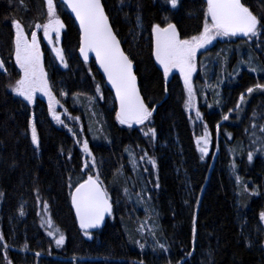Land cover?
Segmentation results:
<instances>
[{
  "label": "trees",
  "instance_id": "obj_1",
  "mask_svg": "<svg viewBox=\"0 0 264 264\" xmlns=\"http://www.w3.org/2000/svg\"><path fill=\"white\" fill-rule=\"evenodd\" d=\"M59 2L63 45L66 51L76 47L68 67L50 50L45 53L56 97L72 118L61 116L67 122L60 126L47 101L31 105L11 87L20 76L12 22L36 29L47 19L46 0H0V264H264V90L255 87L264 84V32L206 58L210 68L218 60L224 84L204 92L212 73H199L205 82H197L199 109L212 135L211 148H218L215 158H202L196 135L203 123L194 129L182 85L165 79L156 63L152 27L167 16L182 36L196 34L203 27L206 0H179L176 8L169 0H103L136 64L145 100L155 108L149 122L132 127L116 120L113 93L95 62L79 58L78 26ZM242 2L264 23V0ZM245 57L256 71H238ZM81 87L91 96L76 93ZM33 115L39 147L31 136ZM152 128L155 136L145 135ZM84 140L96 171L84 168ZM97 172L113 212L103 228L86 236L71 193ZM49 217L51 227L44 223ZM61 233L65 242L58 246Z\"/></svg>",
  "mask_w": 264,
  "mask_h": 264
},
{
  "label": "snow or ice",
  "instance_id": "obj_2",
  "mask_svg": "<svg viewBox=\"0 0 264 264\" xmlns=\"http://www.w3.org/2000/svg\"><path fill=\"white\" fill-rule=\"evenodd\" d=\"M169 2L172 8H176L179 4V0H169ZM46 3L48 21L43 25L36 24L35 28L37 31L42 29L44 38L47 39L49 44L53 45L52 50L55 57L64 67H68L63 48L57 46L60 33L65 28V24L57 15L54 0H46ZM63 3L71 9V12L75 14L76 19L79 21L82 33L79 51L84 60L87 61L89 53L94 52L96 60L115 89L116 98L119 101L116 120L121 125H128L129 127H132L133 124H144L152 117L155 108H149L145 103L137 83V76L133 70V60L121 48L120 40L112 28L101 0H63ZM206 3L203 30L198 35L181 38L177 26L171 22L166 23L163 27L161 24H155L152 27L155 36V60L162 66L165 79L174 69L178 70L183 76L184 84L188 90L187 106L189 108L194 106L192 75L196 71L198 51L206 48L217 37L243 35L253 38L261 36L264 32V23L253 14L242 0H206ZM12 23L15 28V61L23 73L15 82V85L11 86L13 91L29 103L35 102L37 92L45 94L49 98V111L53 119L64 124L61 114L56 111L55 106L60 102L53 94L47 79L43 63V52L41 51L37 32H31L29 38V33L25 31L20 21L14 20ZM53 33H55V40ZM3 66L4 61L0 59V68H3ZM251 70L256 71V69ZM255 87L264 90V84H257ZM96 91H100L99 85H97ZM247 92L251 94L253 88L249 87ZM63 95L66 96L67 93H63ZM240 101H244L243 94L240 96ZM196 116L201 118L199 110L196 111ZM75 119H78V117ZM223 119L228 120L229 116L225 115ZM216 127L219 129L218 124ZM73 134L75 135V133ZM149 134L154 137L155 129L152 128L145 132V135ZM31 136L32 141L39 147L34 115L31 121ZM207 136L208 133L205 132L204 136L197 140L202 158L208 153L209 141ZM77 143H80V141L78 140ZM83 151L89 156L92 155L87 140L83 141ZM140 159H144V157L142 156ZM248 160H252L251 153L248 154ZM149 162L153 166L156 165L154 159H149ZM92 164L95 166L94 156H92ZM87 167L88 163L85 161L84 168ZM69 187H71V184ZM156 187H159L158 183ZM71 201L75 207L79 226L84 230L86 236H90L89 229L101 227L106 215L111 216L113 212V202L100 180L99 172L95 175H87V179L77 184L74 192L71 193ZM260 215L264 219V212ZM44 223L51 227V218L49 217ZM56 231H59V229ZM54 234L51 231L48 233L50 236ZM193 236H195V227H193ZM2 239L3 235L0 234V240ZM64 242L65 236L61 233L59 238L56 239V244L59 246ZM160 247L163 248L164 246L160 245Z\"/></svg>",
  "mask_w": 264,
  "mask_h": 264
},
{
  "label": "rangeland",
  "instance_id": "obj_3",
  "mask_svg": "<svg viewBox=\"0 0 264 264\" xmlns=\"http://www.w3.org/2000/svg\"><path fill=\"white\" fill-rule=\"evenodd\" d=\"M60 0H54V4H55V7H56V12H57V15H58V17L61 19V17H60V15H59V13H58V9H57V7H58V2H59ZM60 3V2H59ZM47 14H48V12H47ZM141 15V14H140ZM164 18L162 19V23H159V24H161V26L163 27V26H165L166 25V23H168V22H171V23H174V22H172L171 20H169V18L167 17V16H163ZM62 20V19H61ZM204 20H205V17H204ZM47 21H48V16H47V19H46V21L43 23V24H45V23H47ZM63 21V20H62ZM42 24V25H43ZM24 27V26H23ZM25 29V28H24ZM65 29V28H64ZM64 29L61 31V33H60V36H59V40H58V42H57V46L58 47H62L63 48V50H64V54H65V58H66V61H68V57H72V56H74V54H75V51H76V47L74 46V48H72V47H67L68 49H67V51H68V53H67V51H66V47H64V45H63V34H64ZM178 29V28H177ZM203 30V27H202V29H201V31ZM25 31L26 32H28L29 33V38H30V35H31V32H33V31H36L37 32V37H38V40H39V43H40V47H41V51L43 52V63H44V69H45V72L47 73V79H48V81H49V83H50V85H51V90H52V92H53V94L55 95V97H56V92H55V90H54V87H53V85H52V83L50 82V79H49V73H48V70H47V67H46V63H45V53H46V51H48V50H50V53H52L53 55H55V53L53 52V45H51V44H49L48 43V41H47V39L46 38H44V35H43V31H42V29L41 30H39V31H37V29H33L32 31H27L26 29H25ZM200 31V32H201ZM200 32H198V33H196V34H193V35H198ZM14 33H15V28H14ZM152 35H153V52H154V43H155V36H154V33L152 32ZM193 35H191V36H193ZM191 36H182L181 35V38H187V37H191ZM53 38H54V40H55V33H53ZM247 39H251V38H249V37H245V36H243V35H237V36H234V37H217V39H215L210 45H208V46H206V48H204V49H200L199 51H198V53H197V57H196V71L193 73V75H192V85H193V90H194V106L193 107H191V108H189L188 106H187V104H188V90H187V87L185 86V84H184V79H183V76L180 74V72L178 71V70H176V69H174L170 74H169V76L167 77V80L168 81H172V83H180L181 85H182V87H183V97H184V102H185V106H186V109H187V112H188V114H189V116H190V119H191V121H192V124H193V126H194V124H196V125H200L201 124V121H202V128H201V130H202V132H201V134L200 135H196V139L198 140L200 137H202V136H204V134H205V132H207L208 133V136H207V139H208V141H209V144H208V153H207V155H209V154H213V157L215 158V156H216V152H218V148L217 149H215V148H211V141H212V135H211V133H210V130H209V128L207 127V124L206 123H204L203 122V115H202V112L200 111V109H199V94H200V92H199V88H198V86L199 85H205V82H203V81H201V78H198L199 76H200V74L199 73H203L202 74V76H204V77H206V74L209 72V75H210V73H212L211 74V77H208V80H207V85H206V87L204 86L203 88H202V90H204V92H205V90H207V89H210L211 91H214V92H216V89H217V87H218V84H220L221 83V85L219 86V88H221V86L224 84L223 83V78L222 77H220L221 76V73L219 74V75H217V69H218V67H219V63H218V60H216L214 63H213V65L211 66V68L207 65V62H206V58L208 57V56H211V55H214V56H217V54L216 53H218V52H220V51H222V49H224V48H226L228 45H230V44H233V45H236V44H238V43H240V42H242V41H247ZM214 48V49H213ZM79 49V48H78ZM77 49V50H78ZM213 49V50H212ZM51 54V55H52ZM14 58H15V54H14ZM58 60V59H57ZM60 63V62H59ZM157 64H158V62H156ZM15 64H16V61H15ZM67 64H68V62H67ZM60 65H62L63 66V64H61L60 63ZM159 65V64H158ZM241 65L243 66L242 68H239L238 69V71H240V70H242L243 68L245 69V68H247V69H252L250 66L252 65V62L250 61V59H248L247 57H245L244 58V60L242 59L241 60ZM244 65H245V67H244ZM16 66L18 67V70H19V72H20V76H19V78L23 75V73H22V71H21V69H20V67H19V65L18 64H16ZM160 67H161V70H162V73H163V68H162V66L161 65H159ZM77 70V67L76 66H74V71H76ZM201 71V72H200ZM76 72H78V71H76ZM18 78V79H19ZM165 78V77H164ZM226 78V77H225ZM17 79V80H18ZM77 79L78 80H80V82L81 81H83V79H84V75L83 74H81V75H79V78L77 77ZM17 80H15L14 82H13V85H15V82L17 81ZM200 80V82H199V84H198V86H197V82ZM174 84V85H175ZM15 93V92H14ZM76 93H78V94H80V95H83V96H85V97H89V96H91V94H86L87 92L85 91V88L84 87H81V88H79V90H76ZM16 94V93H15ZM16 96H18V97H20V98H22L23 100H25L23 97H21V96H19V95H17L16 94ZM145 98V97H144ZM39 99H43V100H45V101H47L48 103H49V98H48V96H46L45 94H43V93H40V92H37L36 93V96H35V102L34 103H29L27 100H25L27 103H29V104H31V105H35L36 104V101H38ZM56 99H57V97H56ZM58 100V99H57ZM60 102V101H59ZM147 103V102H146ZM147 105H148V103H147ZM149 106V105H148ZM56 107V111H57V113L58 114H61V116H65V117H68V119H72V118H70V116L67 114V112H65V108L64 107H62V104L61 103H59L58 105H56L55 106ZM197 110H199V112L201 113V118H197V116H196V111ZM51 113V112H50ZM51 117H52V120H53V122L56 124V125H58V126H60V125H62L61 123H58L55 119H53V116H52V114H51ZM63 118V117H62ZM74 119V118H73ZM150 120V119H149ZM149 120L148 121H146V122H149ZM64 121V123L66 124V122H67V119L66 120H63ZM134 125H137V124H133V126ZM194 129H195V126H194ZM132 150V152H135L133 149H131ZM213 150H214V152H213ZM85 153V152H84ZM92 154V153H91ZM206 155V156H207ZM85 156H87V163H88V165H89V167H90V169L91 170H93V171H96V166H93V164H92V156H93V154L91 155V156H89L87 153H85ZM132 158H133V154H132V156H131ZM101 180V179H100ZM107 190V189H106ZM108 192V191H107Z\"/></svg>",
  "mask_w": 264,
  "mask_h": 264
},
{
  "label": "water",
  "instance_id": "obj_4",
  "mask_svg": "<svg viewBox=\"0 0 264 264\" xmlns=\"http://www.w3.org/2000/svg\"><path fill=\"white\" fill-rule=\"evenodd\" d=\"M60 2L63 3V0H60ZM101 2H102V4L104 5L103 0H101ZM63 4H64V3H63ZM64 5L67 7V10H68L70 16L74 19L75 23H76L77 26H78V29H79V32H80V43H79V47H80V45H81V36H82V33H81V30H80V27H79V21L76 19L75 14L71 12V9L68 8V6H67L66 4H64ZM104 8H105V6H104ZM105 12H106V14L108 15V13H107V11H106V8H105ZM108 17H109V16H108ZM109 20H110V18H109ZM110 23H111V21H110ZM111 25H112V24H111ZM112 28H113V26H112ZM113 30H114V28H113ZM114 32H115V30H114ZM115 33H116V32H115ZM116 35H117V34H116ZM117 38L119 39L118 36H117ZM119 40H120V39H119ZM120 44H121V48L124 50L121 40H120ZM124 52H125V50H124ZM78 54H79V58L81 59L82 62H86V63H90V62H92V61L95 62L96 68H97L98 72L100 73V75L103 77V79H104V81H105V85H106V87H107V88L113 93V96H114V98H115V102H116L117 111H118V110H119V101H118V99L116 98L115 89L112 87V85H111L110 82L108 81V79H107V75L104 73V71H103V69L101 68L99 62L96 60V58H95V53H94V52H90V53H89V59H88L87 61L84 60L83 55L80 53L79 49H78ZM125 54H127V53L125 52ZM127 55H128V54H127ZM129 58H130V57H129ZM130 59H131V58H130ZM133 70H134V72H135V74H136V76H137V83H138V86H139V88H140L141 95H142V97L144 98V95H143L142 90H141V87H140V81H139V78H138V75H137V72H136V64H135L134 62H133ZM144 101H145V103H146L145 98H144ZM146 104H147V103H146ZM86 179H87V178H86ZM82 182H83V181H82ZM74 190H75V188L73 189L72 192H74ZM72 207H73L74 212H75V207L73 206V204H72ZM75 216H76V212H75ZM109 217H110V216H107V215H106V217H105V221H104V223H103V225H102L101 227L94 228V229H89L88 231H89V232H94V231H98V230H100L101 228L104 227V225L106 224V222H107V220H108ZM76 219H77V222H78V224H79V220H78L77 216H76ZM82 230H83V229H82Z\"/></svg>",
  "mask_w": 264,
  "mask_h": 264
},
{
  "label": "bare ground",
  "instance_id": "obj_5",
  "mask_svg": "<svg viewBox=\"0 0 264 264\" xmlns=\"http://www.w3.org/2000/svg\"><path fill=\"white\" fill-rule=\"evenodd\" d=\"M80 43V42H79Z\"/></svg>",
  "mask_w": 264,
  "mask_h": 264
},
{
  "label": "flooded vegetation",
  "instance_id": "obj_6",
  "mask_svg": "<svg viewBox=\"0 0 264 264\" xmlns=\"http://www.w3.org/2000/svg\"><path fill=\"white\" fill-rule=\"evenodd\" d=\"M115 99V98H114Z\"/></svg>",
  "mask_w": 264,
  "mask_h": 264
}]
</instances>
